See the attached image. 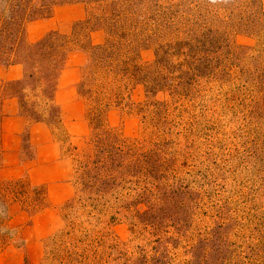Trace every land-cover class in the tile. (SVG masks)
I'll list each match as a JSON object with an SVG mask.
<instances>
[{"label": "rangeland", "instance_id": "obj_1", "mask_svg": "<svg viewBox=\"0 0 264 264\" xmlns=\"http://www.w3.org/2000/svg\"><path fill=\"white\" fill-rule=\"evenodd\" d=\"M68 52L85 116L37 184L0 151V264H264V0H0L33 117Z\"/></svg>", "mask_w": 264, "mask_h": 264}, {"label": "crops", "instance_id": "obj_2", "mask_svg": "<svg viewBox=\"0 0 264 264\" xmlns=\"http://www.w3.org/2000/svg\"><path fill=\"white\" fill-rule=\"evenodd\" d=\"M73 15L77 14L74 12ZM73 18L75 17L73 16ZM66 23L68 28L65 22L58 18L38 22L34 25V30H28L24 34L23 39L35 43L54 32L68 33L72 21L68 20ZM39 25H42V28ZM75 56L77 53L68 52L66 62L62 64L61 70L58 69L56 73L53 72L52 84L42 85V87L47 86L48 90L51 91L47 97L48 105H50L48 107L50 118L46 115V111L43 116L33 117L31 113L24 111L22 106L20 88H22L21 84L29 79L33 73L31 63L29 64L27 59L20 57L16 61L0 64V140L2 142L0 151L4 155V161L6 156L9 158L8 160H15L16 163L12 168H15V172L19 169L21 172L19 174L22 177L30 178L31 184H37L41 177H48L44 175H48L49 164L53 166L57 164L62 155L61 145L54 137V126L58 124L59 127L62 126L71 130L72 123L80 121L78 118L73 119V113L82 109L84 111L83 116H85L86 102L75 89V82L78 77H75V71L69 72L70 69H73L71 66L76 64V60H72ZM23 100H28V98ZM55 108L56 115L54 114ZM54 118L57 119L56 123H54ZM24 137H27V142L33 150V155L27 158L20 155ZM54 146H59L58 150L50 149L51 147L56 148ZM19 157H23V159ZM9 172H11V168H9ZM52 176L55 177V174ZM36 240L38 241V239Z\"/></svg>", "mask_w": 264, "mask_h": 264}]
</instances>
